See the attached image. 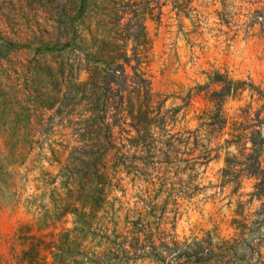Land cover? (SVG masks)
<instances>
[{
  "label": "rangeland",
  "instance_id": "rangeland-1",
  "mask_svg": "<svg viewBox=\"0 0 264 264\" xmlns=\"http://www.w3.org/2000/svg\"><path fill=\"white\" fill-rule=\"evenodd\" d=\"M30 246L264 264V0H0V264Z\"/></svg>",
  "mask_w": 264,
  "mask_h": 264
},
{
  "label": "trees",
  "instance_id": "trees-1",
  "mask_svg": "<svg viewBox=\"0 0 264 264\" xmlns=\"http://www.w3.org/2000/svg\"><path fill=\"white\" fill-rule=\"evenodd\" d=\"M94 198H91L89 201L90 205H94ZM93 209V206H91L90 210ZM73 211V210H72ZM22 256L27 259L28 264H39L36 262L37 260V251L30 246L27 250L22 252Z\"/></svg>",
  "mask_w": 264,
  "mask_h": 264
}]
</instances>
